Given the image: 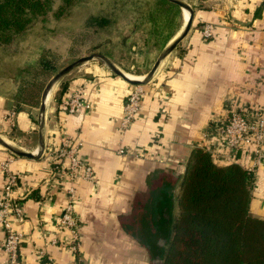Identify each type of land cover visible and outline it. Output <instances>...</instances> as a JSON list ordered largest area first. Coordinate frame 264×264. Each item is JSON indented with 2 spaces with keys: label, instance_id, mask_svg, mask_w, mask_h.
I'll use <instances>...</instances> for the list:
<instances>
[{
  "label": "crops",
  "instance_id": "0c3cea01",
  "mask_svg": "<svg viewBox=\"0 0 264 264\" xmlns=\"http://www.w3.org/2000/svg\"><path fill=\"white\" fill-rule=\"evenodd\" d=\"M193 11L187 35L141 84L140 108L128 127L121 122L132 85L91 64L66 77L68 92L79 90L90 101L89 110L68 114L64 99H58L61 89L45 104L41 157L18 156L0 147V193L6 164L17 176L14 195L24 203L23 220L13 222L23 235L18 250L23 264H148L150 252L133 233L150 228L144 224L150 219L144 208L153 205L152 200L148 204L149 176H180L192 149L202 142L220 152L214 123L228 106H264V0H227ZM48 23L35 20L12 42L13 47L19 43V51L25 45L18 59L7 51L10 46H0V135L30 153L38 146L39 108L17 105L15 94L40 63L41 51L64 36ZM207 23L213 27L209 38L202 35ZM9 54L10 68L5 62ZM63 136L80 143L79 156L95 174L94 181L73 183L76 230L59 223L70 184L48 185L53 169L47 149L56 148ZM254 159L251 142L242 143L231 161L212 158L220 166L237 163L254 171L250 211L264 219V163ZM3 240L0 229V264H8Z\"/></svg>",
  "mask_w": 264,
  "mask_h": 264
},
{
  "label": "trees",
  "instance_id": "16d2710c",
  "mask_svg": "<svg viewBox=\"0 0 264 264\" xmlns=\"http://www.w3.org/2000/svg\"><path fill=\"white\" fill-rule=\"evenodd\" d=\"M54 1L59 2L54 17L79 2L0 0V46H11L35 20L47 19ZM57 59L51 49L41 51L40 65L31 72L32 81L24 83V79L17 87V105L38 106ZM67 95L64 82L59 102ZM148 181V204L152 200L153 205L144 208L150 219L141 220L150 228L132 233L153 260L159 259L157 264H264V219L250 211L253 170L237 163L217 165L209 152L195 147L180 176L159 172Z\"/></svg>",
  "mask_w": 264,
  "mask_h": 264
},
{
  "label": "rangeland",
  "instance_id": "374dc122",
  "mask_svg": "<svg viewBox=\"0 0 264 264\" xmlns=\"http://www.w3.org/2000/svg\"><path fill=\"white\" fill-rule=\"evenodd\" d=\"M183 1L193 8L205 3L220 5L227 0ZM58 5L59 2L54 1L51 9L52 14L47 15V19L38 18L42 22H49L50 27L58 26V33L64 31V36L57 37L53 46L49 48L58 58L54 62L53 75L79 57L95 52L109 58L123 72L138 76L144 75L150 70L167 41L181 28L184 12V9L179 6H170L164 0H79L70 10H66L59 17H54L53 13ZM77 34L78 37L75 39ZM21 45L25 48L23 43ZM23 46L19 51V43H16L14 47L12 44L7 51L11 54L14 51L15 59H18V56L21 55L20 52L23 51ZM28 49L31 48L28 47ZM5 54H7L6 51ZM9 56L5 57V62L10 68L11 56ZM91 64L100 65L110 71L112 75L119 77L106 64L94 58L77 66L57 81L52 88V97H55L57 89H61V84L66 83V77L71 72L79 71V68H88ZM31 81L30 75L23 82ZM134 86L132 85L131 88ZM39 105L40 101L38 108ZM2 137L7 140L4 135ZM10 144L18 148L15 142H10ZM0 147L2 148L1 145ZM148 264H154L152 258L149 259Z\"/></svg>",
  "mask_w": 264,
  "mask_h": 264
},
{
  "label": "built area",
  "instance_id": "2783aa9c",
  "mask_svg": "<svg viewBox=\"0 0 264 264\" xmlns=\"http://www.w3.org/2000/svg\"><path fill=\"white\" fill-rule=\"evenodd\" d=\"M212 28L211 24H205L202 29L203 37L209 38L212 35ZM143 92L141 85H135L127 93L121 122L123 128L128 127L133 121L140 108ZM63 107L68 114H76L80 111L89 110L91 103L82 97L79 90H76L68 92L66 99L63 101ZM214 127L224 150L218 152L209 143L208 145L205 142L201 144V148L209 152L212 158L215 160L216 158H224L231 161L242 143L251 142L255 154V164L264 163V106L254 110H248L245 106H228L223 116L214 123ZM79 146L80 143H73L70 138L63 136L56 148L53 150L47 149V156L51 160L53 169L48 185L54 188L63 185L65 181L70 184L66 187L69 201L65 206L62 217L59 219V223L75 230L77 222L73 207L75 198L73 183L77 179L95 180L93 168L79 156ZM123 152V149H119V153ZM3 167L6 175L0 193V229L4 231L2 247L7 254L8 264H23L18 255L23 235L13 226V222L23 220L24 203L22 199L14 195L13 190L17 176L12 172H8L6 164H3Z\"/></svg>",
  "mask_w": 264,
  "mask_h": 264
},
{
  "label": "water",
  "instance_id": "95a60500",
  "mask_svg": "<svg viewBox=\"0 0 264 264\" xmlns=\"http://www.w3.org/2000/svg\"><path fill=\"white\" fill-rule=\"evenodd\" d=\"M169 2L179 6L181 9H185L188 12V18L186 20V23L184 24L182 30L179 32L178 35H175L174 38L162 49V51L159 53L158 57L156 58L155 62L153 63L152 67L146 74L143 75L141 79H132L128 77L122 70H120L109 58L104 56L101 53L95 52L91 53L89 55L81 56L78 59L72 61L71 63L64 66L62 69H60L58 72H56L50 79L47 81L46 85L44 86L41 98H40V105H39V115H38V146L35 153H30L21 149H18L16 147H13L9 141L4 139L2 136H0V145L10 152H12L15 155L18 156H24L29 158H39L42 156L45 144L42 134L43 129V123L45 118V104L47 96L50 92V90L53 88L54 84L59 81L61 78H63L65 75H67L70 71H72L77 66L81 65L82 63L97 58L100 61H102L106 66L116 75L121 77L124 81L131 85H141L147 83L153 76L155 70L159 66V63L163 58H165L169 53H171L179 44V42L187 35L189 32V29L193 22V8L188 3L184 2L183 0H168ZM161 242H163L161 240ZM159 262V259L153 260L154 264H157Z\"/></svg>",
  "mask_w": 264,
  "mask_h": 264
},
{
  "label": "bare ground",
  "instance_id": "6f19581e",
  "mask_svg": "<svg viewBox=\"0 0 264 264\" xmlns=\"http://www.w3.org/2000/svg\"><path fill=\"white\" fill-rule=\"evenodd\" d=\"M188 18V12L187 10L184 9V12H183V22H182V25H181V29L178 31V33L176 35L179 34V32L182 30L184 24L186 23V20ZM128 77L132 78V79H141L143 77V75H133L131 73H128V72H124ZM52 89L50 90L48 96H47V99H46V103L49 102L50 98H51V94H52Z\"/></svg>",
  "mask_w": 264,
  "mask_h": 264
}]
</instances>
